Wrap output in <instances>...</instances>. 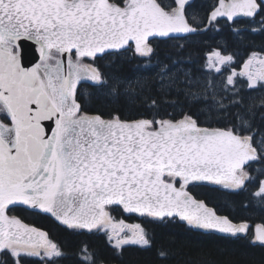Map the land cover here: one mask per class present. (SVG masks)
<instances>
[{
	"label": "snow or ice",
	"instance_id": "6c2138e0",
	"mask_svg": "<svg viewBox=\"0 0 264 264\" xmlns=\"http://www.w3.org/2000/svg\"><path fill=\"white\" fill-rule=\"evenodd\" d=\"M187 8V0H0V252L11 264L32 257L57 264L65 256L49 232L11 214L18 204L68 229L102 230L117 249L152 240L142 223L114 216L117 208L148 222H183L196 233L248 234L246 220L219 214L190 188L244 190L245 166L264 159V140L245 134L246 121L212 127L195 114L169 112L177 102L167 97L192 83L175 64L158 66L153 90L98 63L127 52L150 60L153 38L195 34ZM262 13L264 0H216L206 18L260 16L264 26ZM208 60L219 73L217 65L234 57L217 50ZM237 76L249 89L264 87V52H252L239 73L232 69L227 85L235 87ZM82 82L104 90L105 99L123 96L129 110H87ZM254 195L264 200V181ZM252 235L264 244V223ZM84 251L85 264H96ZM198 255L185 264H233Z\"/></svg>",
	"mask_w": 264,
	"mask_h": 264
},
{
	"label": "trees",
	"instance_id": "16d2710c",
	"mask_svg": "<svg viewBox=\"0 0 264 264\" xmlns=\"http://www.w3.org/2000/svg\"><path fill=\"white\" fill-rule=\"evenodd\" d=\"M213 0H192L188 3L187 14L193 25L203 23L211 10ZM261 15H264L262 13ZM257 16L255 20H259ZM248 18L235 20L241 25L251 24ZM245 40H248L246 42ZM154 55L149 59L139 58L133 52L121 53L119 59L115 56H104L98 63L101 70L109 75L118 74L124 78L135 80L140 78L147 88L154 87L158 80L157 73L161 64H175L173 71H189L192 80L200 79L205 69L207 54L217 50L222 55H229V47L234 54L245 55L246 49L256 47L264 51V29L255 33H241L234 36L229 34L227 21H215L204 33L187 35L186 38H153ZM241 57V56H240ZM178 62V63H177ZM145 63H155L154 66L143 69ZM157 63V64H156ZM227 65L221 67L226 69ZM199 85V84H198ZM135 87V85H133ZM179 94L173 92L167 97L169 101H176L175 107L168 111L176 113L188 112L195 114L199 120L206 122V126L223 127L228 121L248 124L245 134L253 135L254 142L264 140V107H258L257 100L250 97L243 98L241 105H223L216 109L211 101L204 98L205 90L198 86L180 85ZM199 89L203 98H193L192 92ZM203 92H202V91ZM80 92L83 103L89 111H108L119 108L128 111L125 98L115 95L105 99L104 90L92 88L89 83L82 82ZM260 159V158H258ZM262 164L261 159L258 160ZM249 163L245 168L250 180L244 190H225L222 186H209L198 183L190 188L198 198L204 199L210 207H215L219 214L227 215L234 222L246 220L250 224L248 234H238L236 237L225 234L207 232L196 233L190 231L183 222H148L140 218L123 213L119 208L113 211L117 218H123L129 223H142L152 237L150 246L124 245L117 249L109 243L106 234L96 230H72L60 224L50 214L29 207L17 205L12 208V213L22 218L24 222L39 227L49 232L50 238L62 245L64 258L57 264H85V249L94 253L96 264H185L191 258H199V253H206V258L218 261H232L233 264H264V244L253 241L254 226L264 223V200L258 199L254 193L258 190L259 180L262 177ZM166 251L168 254L161 257L159 253ZM7 259L11 264V257L0 252V261ZM24 264H46L39 257L28 258Z\"/></svg>",
	"mask_w": 264,
	"mask_h": 264
},
{
	"label": "rangeland",
	"instance_id": "374dc122",
	"mask_svg": "<svg viewBox=\"0 0 264 264\" xmlns=\"http://www.w3.org/2000/svg\"><path fill=\"white\" fill-rule=\"evenodd\" d=\"M258 21L259 20L251 21V24H252V26L250 27V28H252L251 31L253 30V32H256L263 27L261 24L258 23ZM154 65H155V63H153V64L145 63L142 65L141 68L148 69ZM208 65H209V60L207 57L206 64L204 66L205 71H204L203 75L200 76V79L195 78L194 80H192L191 85L198 86L201 88L203 87V89H205L204 95H206L204 98H206L208 101L210 100L211 103L214 104V107L216 109L222 107L223 105L228 106L229 105V94L231 96H233V94L231 92L229 93V86L227 85V75L228 74L224 69H221V71L219 73H217L215 71V69L208 68ZM157 66H162V65L159 64ZM217 66L220 68L222 67L221 65H217ZM238 79H240V76L235 77L236 81ZM202 82H203V84H202ZM200 83L202 86L200 85ZM257 86H259V85H257ZM225 89H227V91H225ZM191 95L193 96V98H197V99L203 98V93H198L196 95V93L192 92ZM230 102H232V101H230ZM232 103H234V102H232ZM246 127L248 128V124H246ZM258 160H260V159L253 161L252 165L254 167V170H256L257 173L262 176L260 178V180H264V159H261V161H262L261 165H259ZM245 171H246V169H245ZM260 180H259V185H260ZM259 185H258V188H259ZM257 198L262 200L259 197H257ZM112 244H114V241L112 242Z\"/></svg>",
	"mask_w": 264,
	"mask_h": 264
},
{
	"label": "flooded vegetation",
	"instance_id": "af4514ba",
	"mask_svg": "<svg viewBox=\"0 0 264 264\" xmlns=\"http://www.w3.org/2000/svg\"><path fill=\"white\" fill-rule=\"evenodd\" d=\"M215 3H216V0H213V2L210 5L213 6ZM218 20L227 21L226 19H218ZM206 23H207V18H206V21H204L203 23L196 25V27L198 29V31H197L198 34L206 32L212 26V24H210L207 29L202 30V28H204L206 26ZM228 24H229V34H231V35L238 37V35H240L241 33L242 34L243 33L247 34L250 32L253 33V30L251 31L252 28H250V26H252V25H250V24L246 25V26L241 25V24L236 23V22H234V23L228 22ZM263 29H264V26L261 29H259L258 31L263 30ZM237 30H239V31H237ZM245 41L248 42V40H245ZM246 51H247V54H245V55L234 54L235 51H233L229 47V55H233L234 60L230 64L227 65L226 72L228 75H231L232 69H235L236 72L239 73L242 66H243V62L248 58V56L252 52H264V51L258 50L256 47L251 48V50L248 48V50L246 49ZM211 54L212 53H208L207 57H209V55H211ZM230 92L233 94V96H231L229 94V108L234 106V105L243 104L242 103L243 98H247L249 96V94H250L249 98L252 97L253 99L257 100L258 107H264V87L257 86L253 89H249L247 86V83H246V77L243 78L240 76V79H238L236 81L235 87L229 86V93ZM230 101H232L234 103H232ZM257 141H260V140L258 139Z\"/></svg>",
	"mask_w": 264,
	"mask_h": 264
},
{
	"label": "water",
	"instance_id": "95a60500",
	"mask_svg": "<svg viewBox=\"0 0 264 264\" xmlns=\"http://www.w3.org/2000/svg\"><path fill=\"white\" fill-rule=\"evenodd\" d=\"M189 0H187V2H188ZM210 14V13H209ZM239 17H243V16H239ZM226 19V18H225ZM211 22H213V21H209L208 20V22H207V25L204 27V29H207V27H208V25L211 23ZM177 34H170V36H176ZM157 37H159V38H168V37H160V36H157ZM31 54H32V49H31V47H27V56H26V59L27 60H31ZM19 205V204H18ZM21 206H23V205H21ZM25 207H28V206H25ZM30 208V207H29ZM36 210H38V209H36ZM39 211H42V210H39ZM43 212V211H42Z\"/></svg>",
	"mask_w": 264,
	"mask_h": 264
},
{
	"label": "bare ground",
	"instance_id": "6f19581e",
	"mask_svg": "<svg viewBox=\"0 0 264 264\" xmlns=\"http://www.w3.org/2000/svg\"><path fill=\"white\" fill-rule=\"evenodd\" d=\"M202 84H203V82H202ZM200 85H201V83H200ZM202 86V85H201ZM203 88V87H202ZM205 90V89H204ZM202 91V90H201ZM199 92V89H198V91H197V93ZM203 92V91H202ZM200 93V92H199Z\"/></svg>",
	"mask_w": 264,
	"mask_h": 264
}]
</instances>
